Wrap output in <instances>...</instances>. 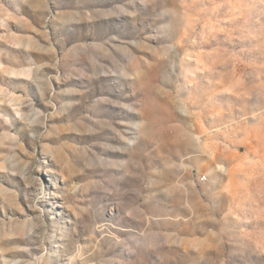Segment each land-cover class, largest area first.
<instances>
[{"label": "rangeland", "instance_id": "1", "mask_svg": "<svg viewBox=\"0 0 264 264\" xmlns=\"http://www.w3.org/2000/svg\"><path fill=\"white\" fill-rule=\"evenodd\" d=\"M0 264H264V0H0Z\"/></svg>", "mask_w": 264, "mask_h": 264}]
</instances>
